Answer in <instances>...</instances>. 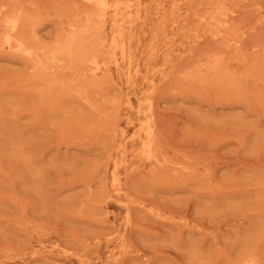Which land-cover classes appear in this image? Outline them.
I'll return each mask as SVG.
<instances>
[{
	"label": "rangeland",
	"instance_id": "1",
	"mask_svg": "<svg viewBox=\"0 0 264 264\" xmlns=\"http://www.w3.org/2000/svg\"><path fill=\"white\" fill-rule=\"evenodd\" d=\"M14 1L0 264H264V0Z\"/></svg>",
	"mask_w": 264,
	"mask_h": 264
},
{
	"label": "bare ground",
	"instance_id": "2",
	"mask_svg": "<svg viewBox=\"0 0 264 264\" xmlns=\"http://www.w3.org/2000/svg\"><path fill=\"white\" fill-rule=\"evenodd\" d=\"M24 1H25V0H24ZM30 1H31V0H30ZM90 1H91V0H90ZM95 1H96V0H95ZM95 1H94V3L96 4L98 1H97V2H95ZM104 1H105V0H104ZM104 1H102V2H104ZM109 1H110V0H109ZM125 1H126V0H125ZM176 1H177V0H176ZM202 1H203V0H202ZM13 2H15V1L13 0ZM25 2H26V1H25ZM25 2H24V3H25ZM85 2H86V1H85ZM92 2H93V1H92ZM99 2H100V1H99ZM99 2H98V3H99ZM127 2H128V0H127ZM127 2H126V4H128ZM129 2H130V1H129ZM132 2H133V1H132ZM155 2L157 3V1H155ZM179 2H180V1H179ZM15 3H16V2H15ZM75 3H76V2H75ZM83 3H84V2H83ZM98 3H97V4H98ZM112 3H113V2H112ZM114 3H115V2H114ZM114 3H113V4H114ZM120 3H122V1H121ZM138 3H139V2H138ZM207 3H208V2H207ZM81 4H82V3H81ZM95 4H94V5H95ZM97 4H96V5H97ZM102 4H103V3H102ZM102 4H101V6H102ZM104 4H105V3H104ZM108 4H110V2H109ZM108 4H107V1H106V4H105V5H108ZM115 4H116V3H115ZM123 4H125V3L123 2ZM161 4H162V2H161ZM215 4H216V3H215ZM13 5H14V4H13ZM84 5H85V4H84ZM87 5H88V4H87ZM129 5H130V4H129ZM199 5H200V4H199ZM108 6H109V5H108ZM116 6H117V5H116ZM123 6H124V5H123ZM161 6H162V5H161ZM13 7H14V6H13ZM13 7H12V8H13ZM94 7H95V6H94ZM111 7H112V6H111ZM117 7H119V5H118ZM129 7H130V6H129ZM172 7H174V6H172ZM172 7H171V10H172ZM10 8H11V7H10ZM92 8H93V7H92ZM98 8H99V7H98ZM103 8H104V6H103ZM105 8H106V7H105ZM105 8H104V10H105ZM114 8H116V7H114ZM119 8H120V7H119ZM125 8H126V7H125ZM100 9H101V8H99V10H100ZM177 9H178V8H177ZM74 10H75V9H74ZM99 10L96 11V12H100ZM114 10H115V9H114ZM116 10H117V9H116ZM122 10H124V9H122ZM84 11H85V10H84ZM101 11H102V10H101ZM187 11H189V10L187 9ZM3 12H5V11H3ZM103 12H104V11H103ZM105 12H106V11H105ZM137 12H138V11H136L135 13H137ZM172 12H173V11H172ZM195 12H197L196 9H195ZM207 12H208V11H207ZM200 13L202 14V12H200ZM5 14H6V12H5ZM77 14H78V13H77ZM104 14H106V13H104ZM108 14H109V13H108ZM129 14H130V13H129ZM132 14H133V13H132ZM196 14H197V13H196ZM97 15H100V16H101V12H100V14H97ZM97 15H96V16H97ZM112 15H114V13H112ZM115 15H116V12H115ZM120 15H122V14H120ZM130 15H131V14H130ZM130 15H129V17H130ZM133 15H134V14H133ZM142 15H143V14H142ZM199 15H200V14H199ZM202 15H203V14H202ZM67 16H68V15H67ZM100 16H99L98 18H102V17H100ZM118 16H119V15H118ZM197 16H198V15H197ZM205 16H206V15H205ZM205 16H204V17H205ZM210 16H211V15H210ZM103 17L105 18V15H104ZM109 17H110V15H109ZM200 17H201V16H200ZM217 17H218V16H217ZM69 18H70V17H69ZM72 18H74V16H73ZM113 18H114V17H113ZM164 19H165V17H164ZM0 20H1V19H0ZM77 20H79V19H77ZM91 20H92V19H91ZM103 20H105V19H103ZM103 20H102V19H101V20L99 19L100 22H102ZM111 20H112V19H111ZM139 20H140V19H139ZM197 20H198V19H197ZM202 20H203V19H202ZM202 20H201V21H202ZM204 20H205V19H204ZM206 20H207V19H206ZM208 20H210V19H208ZM114 21H115V20H113V22H114ZM135 21H136V20H135ZM130 22H131V21L129 20V23H130ZM104 23H105V22H104ZM104 23H103V24H104ZM114 23H115V22H114ZM118 23H119V22H118ZM133 23H134V22H133ZM101 24H102V23H101ZM120 24H121V22H120ZM123 24H124V23H123ZM173 24H174V23H173ZM211 24H213V23H211ZM2 25H3V24H2ZM114 25H115V24H114ZM116 25H117V24H116ZM164 25H165V24H164ZM190 25H191V24H190ZM111 26H112V25H111ZM130 26H131V24L129 25V27H130ZM159 26H160V25H159ZM12 27H13V25H12ZM188 27H189V29H190V26H188ZM195 27H196V26H195ZM210 27H211V25H210ZM102 28H103V26H102ZM102 28H101V29H102ZM159 28H160V27H159ZM3 29H4V28H3ZM11 29H12V28H11ZM120 29L123 30L122 27H121ZM120 29H118V30L121 32ZM124 29H125V28H124ZM125 30H126V29H125ZM179 30H181V28H180ZM203 30H204V29H203ZM207 30H208V29H207ZM209 30H210V29H209ZM16 31H17V30H16ZM128 32H129V31H128ZM155 32H156V31H155ZM188 32H189V30H188ZM188 32H187V33H188ZM0 33H1V32H0ZM112 33H113V32H112ZM122 33H123V32H122ZM165 33H166V32H165ZM12 34H13V33H12ZM116 34H117V33H116ZM120 34H121V33H119V34H117V35L120 36ZM14 35H15V33H14ZM112 35H113V34H112ZM114 35H115V34H114ZM114 35H113V36H114ZM121 35H122V34H121ZM170 35H171V34H170ZM74 36H75V35H74ZM119 36H118V37H119ZM152 36H153V35H152ZM173 36H174V35H172V37H173ZM167 37H168V36H167ZM8 38H9V37H8ZM101 38H102V37H101ZM103 38H105V37H103ZM110 38H111V37H110ZM120 38H121V37H120ZM217 38H218V37H217ZM114 39H115V41H116V38H115V37H114ZM118 39H119V38H118ZM5 40H6V37H5ZM7 40H8V39H7ZM66 40H67V39H66ZM104 40H105V39H104ZM122 40H123V38H122ZM215 40H216V39H215ZM105 41H107V40H105ZM119 41L122 42L121 40H119ZM152 41H153V40H152ZM65 42H66V41H65ZM102 42H103V40H102ZM102 42H101V43H102ZM77 43H78V42H77ZM77 43H76V44H77ZM80 43H81V41H80ZM109 43H110V42H109ZM111 43H112V42H111ZM115 43L117 44V41L114 42V44H115ZM127 43H128V42H127ZM168 43H169V42H168ZM201 43H202V42H201ZM123 44H124V41H123ZM82 45H83V44H82ZM102 45H103V43H102ZM111 45H112V44H111ZM165 45H166V47H167V43H166ZM83 46H84V45H83ZM112 46H115V45H112ZM121 46L123 47L122 44H121ZM124 46H125V44H124ZM135 46H136V45H135ZM151 46H152V45H151ZM102 47H104V46H102ZM135 48H136V47H135ZM149 48H150V47H149ZM171 48H172V47H171ZM195 48H196V47H195ZM127 49H128V48H127ZM152 49H153V48H152ZM108 50H109V49H108ZM115 50H116V48H115ZM122 50H123V48H122ZM122 50H120V51H122ZM162 50H163V48H162ZM65 51H66V50H65ZM124 51H125V50H124ZM69 52H70V51H69ZM69 52H67V53H69ZM106 52H107V51H106ZM127 52H128V51H127ZM158 52H159V51H158ZM124 53H125V52H124ZM193 53H194V52H193ZM107 54H108V52H107ZM114 54H115V53H114ZM121 54H122V52H121ZM128 54H129V53H128ZM128 54H127V55H128ZM108 55H109V54H108ZM110 55H111V54H110ZM129 55H130V54H129ZM111 56H112V55H111ZM165 56H166V55H165ZM263 56H264V55H263ZM115 57H116V56H115ZM115 57H114V58H115ZM120 57H123V58H124V56H122V55H121ZM129 57H130V56H129ZM114 58H113V59H114ZM115 59H116V58H115ZM129 59H130V58H128V60H129ZM123 60H124V59H123ZM108 61H109V60H108ZM113 61H114V60H113ZM116 61H117V60H116ZM116 61H115V62H116ZM115 62H114V63H115ZM191 62H194V61H191ZM179 63H180V62H179ZM185 63H186V62H185ZM96 64H97V63H96ZM110 64H111V63H110ZM92 65H93V64H92ZM97 65H98V64H97ZM103 65H104V64H103ZM116 65H118V64H116ZM116 65H115V66H116ZM143 65H144V64H143ZM163 65H164V64H163ZM174 66H175V65H174ZM185 66H186V65H185ZM104 67H105V66H104ZM157 67H158V66H157ZM159 67H162V66L160 65ZM187 67H188V66H187ZM190 67H191V66H190ZM121 68H122V67H121ZM182 68H183V66H182ZM99 69H100V68H99ZM154 69H155V68H154ZM91 70H92V69H91ZM96 70H97V67H96ZM179 70H180V69H179ZM182 70H183V69H182ZM182 70H181V71H182ZM193 70H194V69H193ZM94 71H95V70H94ZM152 71H153V70H152ZM200 71H201V70H200ZM178 72H179V71H178ZM93 73H94V72H93ZM127 73H128V72H127ZM130 73H131V72H130ZM141 74H143V73H141ZM175 75H176V74H175ZM175 75H174V76H175ZM63 76H64V75H63ZM174 76H173V77H174ZM129 78H130V77H129ZM149 79H151V78H149ZM209 80H210V79H209ZM128 81H129V80H128ZM120 82H121V81H120ZM149 82H150V81H149ZM152 82H153V81H151V83H152ZM152 86H153V85H152ZM151 89H152V88H151ZM126 90H127V89H126ZM146 90H147V89H146ZM150 91H151V90H150ZM148 92H149V91H148ZM145 95H146V94H145ZM127 99H128V98H127ZM143 100H144V99H143ZM146 100H147V98H146ZM146 100H145L144 102H146ZM150 100H151V99H150ZM147 101H149V100H147ZM140 102L142 103L143 101H140ZM139 106H140V104H139ZM139 109H140V108H139ZM143 109H144V108H143ZM143 109H142V110H143ZM147 109H149V108H147ZM139 112H140V111H139ZM151 118H152V117H151ZM145 119H148V118L146 117ZM145 119H144V120H145ZM146 121H147V120H146ZM146 121H142L143 124H145ZM148 122H149V120H148ZM146 130H147V129H146ZM147 131H149V129H148ZM147 131H146V132H147ZM146 132H145V133H146ZM152 134H153V133H152ZM133 135H134V134H133ZM132 137H133V136H132ZM145 143H146V142H145ZM150 143H152V142H150ZM122 146H123V145H122ZM148 146H149V145H148ZM148 148H149V147H148ZM138 151H139V150H138ZM122 154H123V153H122ZM122 154H121V155H122ZM147 155H149V154H147ZM148 157H149V156H148ZM137 158H138V157H137ZM146 158H147V157H146ZM163 159H164V158H163ZM140 160H141V159H140ZM122 161H123V160H122ZM163 161H164V160H163ZM115 162H117V161L115 160ZM164 162H165V161H164ZM120 163H121V161H120ZM120 163H118V164H120ZM161 164H162V163H161ZM114 166H116V164H115ZM152 167H153V166H152ZM115 168H116V167H115ZM115 168H113V169H115ZM154 168H155V167H154ZM115 170H116V169H115ZM115 170H114V173H115ZM116 173H117V172H116ZM117 174H118V173H117ZM117 177H118V176H117ZM115 178H116V177H115ZM115 178H114V179H115ZM118 179H119V177H118ZM113 181H114V180H113ZM115 182H117V181H114V183H115ZM118 182H119V181H118ZM118 184H119V183H118ZM108 253H109V252H108Z\"/></svg>",
	"mask_w": 264,
	"mask_h": 264
}]
</instances>
